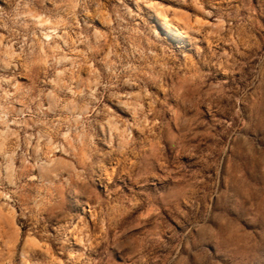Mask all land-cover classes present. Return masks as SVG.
<instances>
[{
	"label": "rangeland",
	"instance_id": "rangeland-1",
	"mask_svg": "<svg viewBox=\"0 0 264 264\" xmlns=\"http://www.w3.org/2000/svg\"><path fill=\"white\" fill-rule=\"evenodd\" d=\"M0 107V264H264V0H0Z\"/></svg>",
	"mask_w": 264,
	"mask_h": 264
},
{
	"label": "bare ground",
	"instance_id": "bare-ground-1",
	"mask_svg": "<svg viewBox=\"0 0 264 264\" xmlns=\"http://www.w3.org/2000/svg\"><path fill=\"white\" fill-rule=\"evenodd\" d=\"M147 6L151 9V10H153V11H155V13H156V16H157V21H158V26L160 27V29L164 32V33H169V32H173V31H175L176 30V26L174 25V23L172 22V18L168 15V13H167V10L165 9V8H163V7H161V6H158L156 3H154V2H151V1H149L148 3H147ZM177 14V13H176ZM205 14V13H204ZM208 14V13H207ZM206 14V15H207ZM199 17V16H198ZM188 21V20H187ZM196 21V20H195ZM199 22V21H198ZM204 23V22H203ZM188 24H189V22H188ZM199 24V23H198ZM201 24V23H200ZM207 24H208V22H207ZM192 27V26H191ZM191 27H187L184 31H185V33L183 34L184 36H190V30H192L191 29ZM216 27V26H215ZM185 28V27H184ZM214 28V27H213ZM215 29V28H214ZM157 31V30H156ZM217 32L219 31V30H216ZM179 33V32H178ZM209 34V33H208ZM212 34V33H211ZM214 34V33H213ZM219 34V33H218ZM225 69V68H224ZM128 83L130 84V86H135L136 85V83L134 82V81H132V79L131 80H129L128 81ZM72 92V91H71ZM75 92V91H74ZM142 93V92H141ZM135 94H136V92H129V93H127V97H128V95H129V97H134L135 96ZM144 96H145V94H144ZM138 97H140V96H138ZM142 97V96H141ZM128 103V99H126V100H122L121 98L120 99H118L117 100V104L119 105V106H124V104H127ZM133 103H136V102H133ZM138 104V103H137ZM136 104V105H137ZM139 104H141V106H143V104L142 103H139ZM72 105H73V103H72ZM81 108V107H80ZM87 108V107H86ZM147 118V117H146ZM145 118V119H146ZM5 130L4 129H2V130H0V137L2 138V140H3V137H4V132ZM7 133V135H8V132H6ZM15 135V134H14ZM13 135V136H14ZM17 135V134H16ZM16 135L14 136V137H16ZM9 136V135H8ZM5 137H6V135H5ZM0 138V139H1ZM4 139H6V138H4ZM1 140V141H2ZM16 140H17V138H16ZM17 141H19V140H17ZM3 142H4V140H3ZM3 142H1V144L3 143ZM20 142V141H19ZM17 143V142H16ZM0 144V145H1ZM19 145V144H18ZM12 154H13V151L11 150V152H10V156L12 157ZM17 154V153H16ZM51 163H53V159L52 160H50V161H48V162H44V164L45 165H47L48 167H50L49 165L51 164ZM54 163H56L57 165L59 164H61V166H62V159L60 158V157H57V158H54ZM64 163V162H63ZM43 164V165H44ZM53 165H55V164H52L51 165V167L53 166ZM64 165V164H63ZM45 167V166H44ZM55 167V166H54ZM58 167V166H57ZM47 168V167H46ZM1 206V205H0ZM8 208V207H7ZM13 209L14 208H12V206H10V208H8V209H6L5 208V210H3L1 207H0V233H3V234H9V235H11V236H13V234H11L12 233V231L14 230V229H16V232H17V227H15V224H14V211H13ZM14 228V229H13ZM13 229V230H12ZM15 232V231H14ZM32 237H30V236H26L25 237V239L23 240V245H22V254L21 255H23L24 257L25 256H28V252H29V247H30V239H31ZM11 239V238H10ZM47 253V252H46ZM52 253V252H51ZM33 254V253H32ZM52 259H53V257H52ZM22 260V259H21ZM28 260V259H27ZM23 261V260H22Z\"/></svg>",
	"mask_w": 264,
	"mask_h": 264
},
{
	"label": "built area",
	"instance_id": "built-area-1",
	"mask_svg": "<svg viewBox=\"0 0 264 264\" xmlns=\"http://www.w3.org/2000/svg\"><path fill=\"white\" fill-rule=\"evenodd\" d=\"M11 122L12 119H9V114L5 107H0V126L5 130L9 127ZM16 141L17 140L13 136L12 140L6 143V149L4 151H0V190L8 189V187L13 185L11 175L13 174L15 167L14 155L19 148ZM11 150L13 151L12 157L10 156Z\"/></svg>",
	"mask_w": 264,
	"mask_h": 264
}]
</instances>
